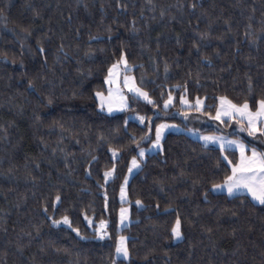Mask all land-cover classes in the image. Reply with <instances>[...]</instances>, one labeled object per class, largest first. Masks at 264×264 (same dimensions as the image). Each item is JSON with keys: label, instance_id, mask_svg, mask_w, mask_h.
<instances>
[{"label": "trees", "instance_id": "trees-1", "mask_svg": "<svg viewBox=\"0 0 264 264\" xmlns=\"http://www.w3.org/2000/svg\"><path fill=\"white\" fill-rule=\"evenodd\" d=\"M0 10V264H264V205L213 191L234 151L168 133L119 199L152 141L128 113L151 118L169 94L205 99L209 114L220 97L254 109L264 98V0H0ZM124 57L152 102L108 115L96 93ZM122 205L131 222L119 230ZM65 216L70 225L53 224ZM119 236L128 260L116 257Z\"/></svg>", "mask_w": 264, "mask_h": 264}, {"label": "rangeland", "instance_id": "rangeland-1", "mask_svg": "<svg viewBox=\"0 0 264 264\" xmlns=\"http://www.w3.org/2000/svg\"><path fill=\"white\" fill-rule=\"evenodd\" d=\"M129 67V65H128ZM130 68V67H129ZM131 71V70H130ZM130 71H125V66L123 64H120V66L117 69L118 77L115 78L114 82L109 84L107 82L108 77L106 79V91H101V93L104 94V106L101 107V98L97 96V100L99 103L100 109L105 112L108 115H115L118 113H124L127 112L131 106L132 103L136 100H141L145 102H149L148 99H145L143 96H140L139 94L135 93L134 91H129V83L134 82V86L141 88L142 90L146 91L140 84L139 80L135 77L133 73ZM132 78L129 83L125 82V77ZM111 92V96H109V93ZM147 92V91H146ZM148 93V92H147ZM172 102L168 105L167 108H165L163 104V111L156 110L154 116L151 118H148L147 116H144L138 112H130L127 114V120L135 121L137 123H140L141 125L147 126L148 131V138L152 141L149 145L143 146L137 151V154L132 157L130 160L129 168L127 175L125 179L127 180V184L122 183L121 188L123 187L125 190V197L122 200L121 199V189H120V201L122 204H125L128 202V194H127V187L130 179L140 170L142 163L146 159L148 155L154 154L161 150L162 147H155V140H156V129L161 124H166L169 127L164 128L161 132V140L160 144L162 145V140L164 137L171 132L175 133H186L197 140H199L203 145L209 146V147H216L220 149L223 153L227 151H234L237 154V159L235 162H232V160L228 159V161H231L230 164L231 169L232 166L237 164L240 159V150L239 147L236 145H228L227 141L231 140H237L239 142H242L244 145H246V152L245 154L250 156L251 155V149L255 148L258 153H264V135L260 133H256L254 135H249L246 130L247 125L240 124L237 122V118L229 119L227 116H222L221 120L214 119L216 110L220 106V99L218 100V106L213 114L205 113V99H200L203 101V106L200 111L197 110L196 107V100H190L188 96L181 95L178 98H175L174 95L171 94ZM169 98V97H168ZM168 98L166 100H168ZM149 99L152 101V99L149 97ZM183 99H186L188 103H183ZM165 100V101H166ZM109 103H111L112 111H108ZM254 110V108H253ZM143 116L145 117L144 122L142 123L138 117ZM165 117V120H162L161 123L154 122V117ZM223 121V122H221ZM210 136L214 138H219L214 141H205L202 137ZM221 142H224L223 149L221 148ZM144 150V156H140L139 152L140 150ZM135 158L139 164V167H132V160ZM132 169L131 172H129V169ZM232 174V173H231ZM112 176L108 177L106 180H110ZM225 183V182H224ZM223 183V184H224ZM213 191L215 193H225L229 197L235 196V195H247L252 201H254L257 204H260L258 201L254 200L250 193H248L246 190L238 191L234 193L233 195H229L226 189L218 190L213 188ZM262 205V204H260ZM124 208L127 209V216L128 219L125 220L123 223H121L120 219V211H119V230H122L124 227H127L129 223L131 222L130 218V207L128 205H122L120 210ZM103 222V226H102ZM100 222L96 227V232L98 235V239H101V234L103 235V238L101 240L109 238V231H108V221H102ZM61 224L68 226L69 224H64L63 220H61ZM122 236H119L117 239V246L120 243V238ZM124 237V236H123ZM126 238V237H125ZM176 241L179 240V238H175ZM126 243V239H125ZM127 246V245H126ZM117 257V256H116ZM118 259L128 260L125 259L123 256L117 257Z\"/></svg>", "mask_w": 264, "mask_h": 264}, {"label": "snow or ice", "instance_id": "snow-or-ice-1", "mask_svg": "<svg viewBox=\"0 0 264 264\" xmlns=\"http://www.w3.org/2000/svg\"><path fill=\"white\" fill-rule=\"evenodd\" d=\"M195 7V5H193ZM2 12V10H0ZM120 64H123L125 66V71H130L131 69L128 67V61L126 57L122 58L121 61H118L117 63L113 64L111 69H109L108 73V80L107 82L109 84L113 83L115 78L118 77L117 69L120 66ZM132 78L125 77V82L129 83ZM179 87V85H177ZM129 91H134L135 93L139 94L140 96H143L145 99H148L151 103L152 101L149 99V94L142 90L141 88L135 87L134 82L129 83ZM96 95L101 98V107L104 106V94L101 92H97ZM109 96H111V92L109 93ZM172 102V97L169 94L168 100L164 102L165 108L168 107V105ZM183 103H188L186 99H183ZM203 106V101L197 98L196 100V107L197 110L200 111ZM108 111H112L111 103H109ZM222 116H227L229 119L237 118V122L244 125L246 124L247 127L246 130L249 135H254L256 133H260L264 135V98H260L256 101L255 109L253 110V107L245 101L242 104H236L233 103L231 100L227 99L226 97H220V106L216 110V114L214 119L221 120ZM138 119L143 123L145 120V117L140 116ZM223 122V121H221ZM169 127L166 124H161L156 129V140H155V147H162L160 144L161 140V132L164 128ZM206 142L207 141H214L219 138H214L210 136L202 137ZM228 145H236L239 147L240 150V159L239 162L232 166L231 169V175L226 178V181L224 184H218L213 185L215 189L223 190L226 189L229 195H233L234 193L242 190H246L248 193L251 194L252 198L256 201H258L260 204L264 205V153H258L255 148H252L251 155L248 156L245 154L246 152V145H244L242 142H239L237 140H231L227 141ZM224 142H221V148L223 149ZM113 155H116V150H113ZM139 155L142 157L144 156V150L141 149L139 152ZM229 164H231V161H228ZM132 167L136 168L139 167V164L135 158L132 160ZM131 168L129 169V172H131ZM115 172V168H113L110 171H107L104 173L105 179L112 176ZM125 184H127V180L124 181ZM126 193L124 188H121V199L123 200ZM207 194H205V197ZM56 200H60V196H56ZM137 204H140L141 201H136ZM46 210V209H45ZM120 219L121 223H123L125 220L128 219L127 216V209L122 208L120 210ZM64 224L70 225V220L67 216L62 218ZM61 221L59 220H53V224L59 225ZM103 226V222H102ZM77 234H79V229H75ZM172 232L175 237L180 238L182 236L181 233V221L179 218H177L175 226L172 229ZM104 234H101V239L103 238ZM125 237L120 238V243L116 247V256L120 257L123 256L125 259L129 257V250L125 243Z\"/></svg>", "mask_w": 264, "mask_h": 264}]
</instances>
